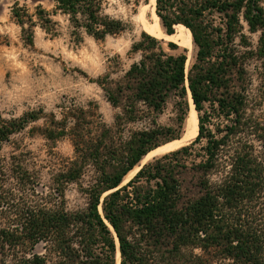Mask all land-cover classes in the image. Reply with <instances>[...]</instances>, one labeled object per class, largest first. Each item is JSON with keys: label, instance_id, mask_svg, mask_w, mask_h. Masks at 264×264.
Wrapping results in <instances>:
<instances>
[{"label": "trees", "instance_id": "trees-1", "mask_svg": "<svg viewBox=\"0 0 264 264\" xmlns=\"http://www.w3.org/2000/svg\"><path fill=\"white\" fill-rule=\"evenodd\" d=\"M50 1L52 13L38 7L32 16L16 4L13 16L29 32L39 24L52 36L51 16H64L78 42L125 30L105 13L106 0ZM156 14L167 35L177 25L191 31L194 63L187 72L178 45L143 33L132 47L140 60L113 87L108 77L99 83L120 110L112 125L78 107L59 120L49 115L43 135L69 137L74 148L54 178L56 198L77 184L83 209L68 211L63 201L49 207L25 154L0 159V264H117L118 251L120 264H264V0H156ZM214 14L219 21L208 18ZM188 94L196 139L125 184L162 142L181 139ZM172 99L177 128L158 122ZM47 117L0 114V144ZM139 121L148 127L127 129Z\"/></svg>", "mask_w": 264, "mask_h": 264}, {"label": "rangeland", "instance_id": "rangeland-1", "mask_svg": "<svg viewBox=\"0 0 264 264\" xmlns=\"http://www.w3.org/2000/svg\"><path fill=\"white\" fill-rule=\"evenodd\" d=\"M147 3V0H106L103 5L105 13L122 21L125 30L120 34L107 36L104 40H96L83 34V40L78 42L64 16L59 14L51 16L57 23L56 36L46 33L39 24H34L32 32H29L28 22L22 27L13 16L16 4L26 10L28 15H35L38 7L52 13L55 9V3L52 1L0 0V114L4 119L10 120L21 118L26 113L43 110L48 116L31 123L24 131L0 144V159L8 160L12 155L25 154L24 165L37 174L39 182L37 190L41 195L47 196L49 207L58 206L62 201L68 211L86 207L85 196L77 184L67 186L62 200L56 198L54 178L64 168L66 161L73 158L74 148L69 137L51 141L43 135L42 130L48 125L49 115L53 113L59 120L70 108L78 107L94 110L108 125L114 123V118L120 110L110 105L99 83L108 77L113 87L124 78L131 65L140 60V54L133 53L132 47L142 40L143 33L151 35L145 26L146 22L153 23L150 12L146 13V20L143 18L144 7L149 5H146ZM208 18L219 21L216 14ZM161 27L167 35L162 23ZM155 38L162 40L166 48L167 44L174 43L163 38ZM251 38L256 43L258 36L252 35ZM176 45L179 49L174 51L175 54L187 55L188 72L195 61L198 49L193 44V55L188 56V49ZM190 99L188 94L189 107ZM176 101L177 99L169 100L166 109L160 115L158 122L162 126L177 128ZM186 124L185 121L181 139L186 133ZM147 127V121H139L129 124L127 129L142 131ZM172 141L175 140L162 142L160 146ZM164 155L152 158L148 162H141V166L133 170L136 172L131 178H126L125 184L141 170V167L153 163ZM42 251V246L37 247V252ZM117 264H120L118 258Z\"/></svg>", "mask_w": 264, "mask_h": 264}, {"label": "bare ground", "instance_id": "bare-ground-1", "mask_svg": "<svg viewBox=\"0 0 264 264\" xmlns=\"http://www.w3.org/2000/svg\"><path fill=\"white\" fill-rule=\"evenodd\" d=\"M147 12H150L152 20H153V23L146 22V24H145L146 31L148 33H150L151 35H153L155 37L163 38V39H166L168 41H172L176 44H179V45H181V46H183L189 50L188 56L193 55L192 33L187 27H185L184 25H177L176 26V33L174 35H166L165 32L163 31L162 27H161L160 19L156 14V0H150L149 5L144 7L143 18L145 20H146L145 16H146ZM186 129H187L186 133L184 134L182 139L170 142L168 144H165V145L155 149L154 151L150 152L144 158V160L142 162L143 163L148 162L152 158H156L160 155H164V154L170 153L172 151H176V150L188 145L197 137L198 132H199V125H198L197 114H196V110H195V106L193 104L192 98L190 99V112H189V116L187 119ZM135 172L136 171H132L129 174V176L127 177V179L131 178V176ZM117 258H118V262L120 263L121 258H120L119 252L117 254Z\"/></svg>", "mask_w": 264, "mask_h": 264}, {"label": "water", "instance_id": "water-1", "mask_svg": "<svg viewBox=\"0 0 264 264\" xmlns=\"http://www.w3.org/2000/svg\"><path fill=\"white\" fill-rule=\"evenodd\" d=\"M189 92H190V91H189ZM141 168H142V167H141ZM141 168H140V169H141Z\"/></svg>", "mask_w": 264, "mask_h": 264}]
</instances>
